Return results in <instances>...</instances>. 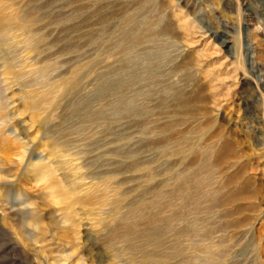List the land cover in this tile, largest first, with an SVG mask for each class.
Wrapping results in <instances>:
<instances>
[{"label":"rangeland","instance_id":"obj_1","mask_svg":"<svg viewBox=\"0 0 264 264\" xmlns=\"http://www.w3.org/2000/svg\"><path fill=\"white\" fill-rule=\"evenodd\" d=\"M0 157V264H264V0H0Z\"/></svg>","mask_w":264,"mask_h":264},{"label":"bare ground","instance_id":"obj_2","mask_svg":"<svg viewBox=\"0 0 264 264\" xmlns=\"http://www.w3.org/2000/svg\"><path fill=\"white\" fill-rule=\"evenodd\" d=\"M206 28H208V27H206ZM209 30L208 31H214V29L213 28H208ZM166 31V30H165ZM163 33V32H162ZM228 42V40H226V39H223V43L225 44V43H227ZM249 49V48H248ZM253 50V49H252ZM250 57H252L251 55H249ZM247 59V58H246ZM244 59H242V61H243ZM3 122H4V124L5 123H8L6 120L4 121L3 120ZM6 160H9V161H11V162H13V159L9 156V155H5V157H4ZM0 159H1V157H0ZM7 199V198H6ZM16 206V205H15ZM12 208V207H11ZM22 208H21V210L20 209H18L17 211L18 212H20V213H24V212H22Z\"/></svg>","mask_w":264,"mask_h":264}]
</instances>
